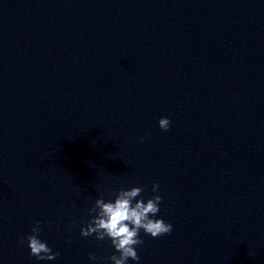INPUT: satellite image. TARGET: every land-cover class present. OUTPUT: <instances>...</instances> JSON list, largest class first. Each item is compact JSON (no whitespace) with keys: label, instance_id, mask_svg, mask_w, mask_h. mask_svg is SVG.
<instances>
[{"label":"water","instance_id":"1","mask_svg":"<svg viewBox=\"0 0 264 264\" xmlns=\"http://www.w3.org/2000/svg\"><path fill=\"white\" fill-rule=\"evenodd\" d=\"M154 182L129 264H264V0H0V264H111L88 208Z\"/></svg>","mask_w":264,"mask_h":264},{"label":"clouds","instance_id":"2","mask_svg":"<svg viewBox=\"0 0 264 264\" xmlns=\"http://www.w3.org/2000/svg\"><path fill=\"white\" fill-rule=\"evenodd\" d=\"M158 125L162 130L170 128L168 116H161ZM144 136L139 137L140 141ZM143 187L131 185L114 189L109 198L98 196L88 208L89 218L81 224L80 234L83 237L95 235L100 241L110 242L114 251L106 258L111 264H129V261H140L137 247L143 244L141 230L152 237L162 236L173 230V224L159 216L162 196L159 194V184L153 183L152 195H142ZM41 221L33 222L31 232L22 238L27 240L30 255L37 261H52L59 252L53 251L46 240L40 238ZM90 261H98L94 252L88 253Z\"/></svg>","mask_w":264,"mask_h":264}]
</instances>
